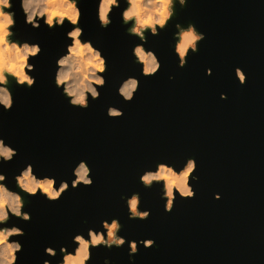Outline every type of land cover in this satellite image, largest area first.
I'll use <instances>...</instances> for the list:
<instances>
[{"label": "water", "instance_id": "1", "mask_svg": "<svg viewBox=\"0 0 264 264\" xmlns=\"http://www.w3.org/2000/svg\"><path fill=\"white\" fill-rule=\"evenodd\" d=\"M81 6L82 40H93L109 66L106 86L87 110L70 106L55 87V61L66 51L64 29L33 30L17 17L16 38L40 43L42 55L29 61L36 65V86L11 84L14 108L0 109V136L19 152L0 172L14 188V176L32 164L37 174L67 180L71 187L73 169L86 160L94 180L91 187L70 188L58 202L24 195L31 222L12 218L26 233L19 264H42L52 259L44 255L45 247L57 252L74 247L75 234L102 230L101 222L113 218L122 224L118 235L126 243L119 249L98 247L91 264L105 258L129 264L127 242L133 240L135 264H264V0L177 5L167 30L148 36L146 47L162 64L149 78L134 62L131 50L139 41L126 34L119 12L114 10L105 31L96 20L95 0H81ZM176 23L194 24L206 36L184 68L174 52ZM236 68L246 74L243 86ZM129 76L137 77L140 87L134 100L125 102L117 89ZM109 107L124 116L109 118ZM189 158L198 165L199 180L189 181L195 198L176 193L168 213L161 187L147 189L139 177L158 163L179 170ZM132 193H139L142 210L150 211L147 220L129 219L121 197ZM147 239L156 242L153 248L139 244Z\"/></svg>", "mask_w": 264, "mask_h": 264}, {"label": "clouds", "instance_id": "2", "mask_svg": "<svg viewBox=\"0 0 264 264\" xmlns=\"http://www.w3.org/2000/svg\"><path fill=\"white\" fill-rule=\"evenodd\" d=\"M189 0H95V16L99 27L108 30L113 24L112 16L119 12L126 34L138 38L131 54L134 62L141 66L140 74L153 77L158 74L162 64L156 52L147 48L148 36L157 37L167 30L175 17L176 6L187 7ZM18 14L23 17V23L33 30L46 28L56 31L64 29L66 51L56 61L54 83L60 94L68 100L70 106L87 110L91 101L101 96L100 89L106 86L108 60L103 50L96 46L93 40L83 39L85 35L84 8L81 0H0V109L10 112L15 105L14 93L10 85L32 89L37 84L35 63L30 58L42 55V47L38 42L19 40L16 38ZM65 21L68 23L66 24ZM173 33L174 52L178 57L179 67L187 66L191 54L199 52V44L206 39L204 33L198 31L194 24L187 27L179 23L174 25ZM71 43H68V41ZM207 75L212 71L208 69ZM235 75L239 83L246 84V74L241 68H236ZM174 79V77H169ZM140 80L135 76L124 79L117 89L118 95L125 102H132L138 93ZM221 99L227 96L221 94ZM109 118H122L124 113L116 107L107 110ZM19 155L18 150L0 136V165L9 164ZM197 161L187 159L179 170L174 165L158 163L155 170H146L139 177L141 184L151 189L154 185L161 187V199L165 200L164 209L171 213L174 209L178 193L181 198H195V191L190 185L198 181ZM74 179L71 187L67 180L59 182L54 176L39 175L34 171L32 164H27L14 176L15 187L9 186L5 173L0 172V264H19V256L23 252L21 238L26 233L12 218L23 222H31V213L25 211L24 195L36 198L43 196L48 202H58L70 188L80 186L91 187L94 183L91 177V168L86 160H81L73 169ZM162 182V183H161ZM125 200L129 219L145 221L150 217V211L142 210V200L139 193H132L130 197H121ZM215 199L221 196L215 194ZM102 230L89 228L86 235L77 233L72 237L74 247H60L59 252L53 247H45L44 255L52 259H43L42 264H91L93 250L104 246L111 250L124 246L126 240L118 235L122 231V224L118 219L101 222ZM10 238H16L11 239ZM155 241L141 240L140 245L153 248ZM129 264H135V255L138 254V242L128 241ZM103 264H112L105 258Z\"/></svg>", "mask_w": 264, "mask_h": 264}]
</instances>
